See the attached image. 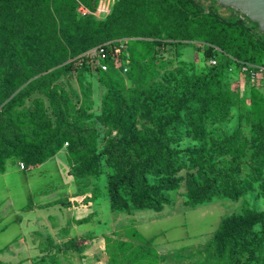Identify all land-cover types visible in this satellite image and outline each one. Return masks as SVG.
I'll return each mask as SVG.
<instances>
[{
    "label": "rangeland",
    "instance_id": "rangeland-1",
    "mask_svg": "<svg viewBox=\"0 0 264 264\" xmlns=\"http://www.w3.org/2000/svg\"><path fill=\"white\" fill-rule=\"evenodd\" d=\"M132 1L112 0L110 16L93 15V19H87L78 17L75 10L70 9V1L50 0L48 7L58 18L59 13L68 14L58 21V28H52V21L45 20V28L41 26V31L30 35L28 50L21 49L15 59L19 64L18 73L23 72L29 79L15 93L29 81L62 69L74 54V47L88 39V36L83 39L82 31L101 36L104 23L114 19L117 21L111 29L117 35L136 38L138 34H153L159 36L156 37L159 40L181 34L183 27H187V38L191 33L199 36L204 25L209 27V37L216 35L233 49L249 54V58L264 60V50L255 51L261 37L259 30L235 8H232V18H228L232 26H219L197 18L193 21L175 18L156 1L140 5L135 14L130 11ZM170 33L173 35L169 36ZM191 40L198 41V38ZM154 48L138 46L131 50L135 66L130 74L131 60L122 76L108 77L100 72L85 71L62 73L44 90L37 88L19 99L8 112L4 105L9 99L5 98V89L0 91V119L7 115L18 117L12 122L25 132L20 136L24 146L37 145L56 130L67 132L70 141L40 168L20 169L25 162L18 155L7 160L9 172L6 178L0 177V216L10 214L0 222V228L15 218L11 205L4 204L8 198L3 184L6 180L14 206L24 217L22 228L30 242L4 247L9 238L19 240L13 237L17 228L12 224L0 230V247L6 249L0 252V264H17L19 260L22 261L19 264H133L131 251L143 242L137 223L142 234L155 238L156 251L144 258V263L137 264L151 261L156 264H245L258 257L257 263L264 264V249L262 253L256 251L254 256L246 247H239L237 251L236 246L228 247L221 257L216 249L217 233L214 234L223 217L249 220L260 217L255 212L264 213V163L260 165L261 180L254 181L253 176L246 174L247 167L251 163L255 165L250 156L257 148L259 134L264 132V96L254 95L247 79L232 66L221 77L201 86L200 80L209 70L204 50L198 44L191 42L180 47L172 57L173 62H169L170 56L166 55V59L162 58L164 64L154 60ZM157 57L160 58L158 54ZM42 68L45 70L41 71ZM46 89L54 93L60 111L51 106ZM192 90L201 92L199 101L193 97L187 100ZM189 105L193 109L201 108V122L216 119L201 137L206 154H217L223 146L226 153L211 163L204 161L200 172L198 168L188 167L171 177L148 172L145 179L139 175L137 181L121 189L122 198L133 209L134 198L140 196L148 184L160 186L168 180L179 179L176 189L165 192L170 203L160 213L152 209H143L142 213H137L136 209L127 212L113 207L110 186L136 164L140 174L147 160L160 151L159 147L142 150L141 141L170 139L169 146L185 155L200 145L196 134L160 131L161 124L169 122L176 107H183L181 112L184 113ZM31 123L36 128L34 131L29 130ZM173 137L181 139L175 141ZM128 140L136 147L126 148L124 143ZM26 151L29 149L22 147L18 154ZM123 151L129 153L124 165L119 164ZM258 155L264 159V143L258 148ZM240 160H244V164L237 178L242 181L248 178L252 189L237 199L221 195L196 208L185 205L190 177L201 186L212 184L220 170L231 169ZM221 182L224 181L217 184ZM260 218L262 221L254 228L259 236L264 230V217ZM29 226L30 235L27 234ZM39 247L46 248L43 254L36 253ZM38 255L39 260L34 258ZM26 259L29 261L25 262Z\"/></svg>",
    "mask_w": 264,
    "mask_h": 264
},
{
    "label": "trees",
    "instance_id": "trees-1",
    "mask_svg": "<svg viewBox=\"0 0 264 264\" xmlns=\"http://www.w3.org/2000/svg\"><path fill=\"white\" fill-rule=\"evenodd\" d=\"M68 1H70V9L75 10L76 13L78 0ZM80 1L88 7L93 8L99 0ZM150 1L158 2L162 7H165L168 11L172 12L175 18H183L185 21H193L197 18L208 23L212 21L219 26H232L230 19H228L232 18V8H229L228 11L220 10V8L223 7L219 6L220 8H217L218 3L215 0H133L130 11L136 14L140 5H146V3ZM49 3L50 0H0V91L5 89V98L9 99L4 105V107L6 106V112H8L10 107L14 106L19 99H22L26 95L32 93L35 89L39 88L44 90L47 88L62 73H72L74 71L87 72L85 69L77 67L71 63L69 61L70 57L76 56L91 47L107 41L127 39L126 51L123 52L122 56L126 64L131 60L129 74L133 72L135 66L134 58L131 52L134 47H155L153 54L155 58L154 60H156L159 64H164L162 58H165L166 55L168 56L169 54V59L171 60L168 61L173 62L174 59H172V57L175 56L180 47L191 42L194 45L198 44L204 50L206 67L209 70V72L202 77V80H200L201 86H204L212 79L221 77L224 71L230 66L239 72L237 60L264 64V60L249 58V54L246 55V53H242L240 49H233L229 44L223 42L219 37H216V35L209 37V27H205L204 25H201L203 29L201 30V34L199 36H195L194 33H191V36L189 37L190 39L187 38L185 36V33L188 31L187 27H183L181 34L174 35L173 37H167L168 39L164 38L159 40L156 38L159 36L153 34H138V37L136 38H131V35H117L111 29L112 24L117 21L114 19L104 23L105 28L101 33V36L89 34L88 30L82 31V33H84L82 35L83 39L85 40L87 36L88 39L81 42L80 45L74 47V54L67 59L68 62L66 61V64L62 69L48 72L39 78L29 81L20 91L15 93V90L29 79V77L22 74L23 72L20 74L18 73L17 68L19 64L16 63L15 59H18V55L21 54V49H25L26 51L28 50L27 43L30 42V35L41 31V26L45 28V20H51L53 23L52 28H58V21L64 20L68 14L59 13L58 18L56 14L53 13V9L48 7ZM110 15L111 13L108 16ZM93 18V15L87 16V19ZM244 18L252 22L248 17ZM253 24L258 29L257 24ZM47 28L49 30L51 29L49 26ZM260 34V41L257 42V50H255L257 53L260 52L261 49L264 50V40L262 39L261 32ZM172 35L173 33L169 34V36ZM192 38H198V41H192ZM40 48L43 50V46ZM250 51H252V49ZM157 54L160 58L157 57ZM210 58H215L217 63L215 65L210 64ZM43 70L45 69L42 68L41 71ZM98 72L107 75L108 77L116 75L122 76L121 74L123 73L114 67H110L107 71L101 70ZM246 79L250 84L251 89H253L254 95L258 94L260 96H264V89L252 84L248 78ZM199 93L201 92L192 90L191 96H187V100L193 97L199 101ZM46 94L51 99V106L58 110L59 106L55 100L54 93L46 89ZM182 108L183 107H176L175 110H173V116L169 119V122L161 124L160 131H170L172 133L179 132L185 133V135L196 134L198 140L201 142L200 145L193 150H189L187 155H185V153H181L169 146L170 139L156 138L145 143L141 141L140 145L142 150L144 149L145 151H148L153 147H159L160 151L155 152V154L147 160V162L142 166V172H140V174L138 173V167L136 164L130 169V171H128L129 173L127 172L124 174L119 181L110 186L113 207L127 212L134 209H153L155 211H162L165 208V205L170 203L169 196H167L165 192L167 190L176 189L178 187L179 179L172 181L168 180L160 186H150L148 184L145 190H142L141 195L134 198L136 205L133 209H131L122 198L121 189L124 185H131L132 182L137 181L139 175L141 178L145 179L146 173L148 172L153 175L167 174L170 177L175 176L177 172L187 167L198 168V172H200L201 164L204 161L211 163L226 153L225 146H223L222 149L218 150L217 154H206L204 144L205 141L204 139L201 141V137L206 135L207 130L213 126L216 119L201 122L200 107L193 109L191 108V105H189L184 113L181 112ZM15 119H18V117H12L11 115H7L5 118L0 119V173L6 171L7 160L15 155H18L19 157L22 156L25 162L24 167L29 168L31 166H37L44 163L48 158L54 156L59 150H61L65 144H70V141L67 140L69 138L68 133L56 130L52 136L47 137L39 144L33 146L26 144V146H24L20 136H24L25 132H22L17 127L18 125L12 122ZM35 129L34 124L31 123L29 125V130L34 131ZM173 139L176 141L181 138L173 137ZM262 143H264V132L263 134H259V140L256 144L257 148L254 150L252 156H250L252 157L253 162H255V165L251 163V166L247 167L246 171L248 176H253L254 181L261 180L260 175L262 173V167L260 165L264 163V159H260V156L258 155V148L261 147ZM124 146L126 148L136 147L134 142L131 140L125 142ZM22 147L25 149L28 148L29 151L20 155L18 154V150ZM230 147L228 149H230ZM128 155L129 153L123 151L120 155L121 158L119 160V164L124 165L126 157H129ZM111 157L114 159L113 156ZM242 164H244V160L236 162L231 169L228 168L220 170L217 176L213 179L212 184L206 186H201V183L190 177L192 181H189V194L185 205L190 206L191 208H196L204 203H211L215 196L221 195L237 199L242 194L252 189V182H249L248 178H245L244 181L237 178V175L242 173ZM189 176H192V174H189ZM199 177L201 178V175ZM196 178H198V176H196ZM232 178L233 181L230 182ZM217 181L224 182H221L222 184H217ZM255 214L260 217H264L263 212H255ZM260 217L251 218L249 220L243 218L238 220L237 216L223 217L219 226L214 231V234L215 232L217 233L216 249L219 252V255L224 257L228 247L235 246L237 247L235 248L236 251L239 247L251 249L250 251L254 256L256 255V251L262 253L264 249V230L261 231L262 235L259 236L254 229L255 225L262 221ZM137 232L139 231L137 230ZM139 236L143 242L131 251L132 254L130 257L133 264L144 263V258L152 256L156 252L153 247L154 238H145L140 232ZM45 250L39 254H43ZM38 257L39 255L34 258L39 260L40 258ZM258 259L259 257L252 263L246 262L245 264H259L261 262L257 263ZM33 262L35 261H32V263ZM146 264H156V261H151Z\"/></svg>",
    "mask_w": 264,
    "mask_h": 264
},
{
    "label": "built area",
    "instance_id": "built-area-1",
    "mask_svg": "<svg viewBox=\"0 0 264 264\" xmlns=\"http://www.w3.org/2000/svg\"><path fill=\"white\" fill-rule=\"evenodd\" d=\"M112 8V0H99L93 8L78 0L76 14L78 17L108 16ZM126 43L127 39L107 41L71 57L69 61L87 72L107 71L110 67L126 72L128 68L122 56L123 52L126 51ZM209 63L215 65L217 60L210 58ZM237 65L239 72L248 78L252 84L264 89V64L237 60Z\"/></svg>",
    "mask_w": 264,
    "mask_h": 264
},
{
    "label": "crops",
    "instance_id": "crops-1",
    "mask_svg": "<svg viewBox=\"0 0 264 264\" xmlns=\"http://www.w3.org/2000/svg\"><path fill=\"white\" fill-rule=\"evenodd\" d=\"M44 163H42V164H39V165H37V166H34V167H36V168H40L42 165H43ZM21 165V164H20ZM23 166V165H22ZM20 169H22V170H25V169H27V168H25L24 166L21 168L20 167ZM8 172H9V170H8V167H7V169H6V171L5 172H3V173H0V177H3V178H6V175L8 174ZM3 184H4V187H5V189H4V191H5V193H7V195H8V198H7V200H5L4 201V204H6V205H8V206H10L11 205V210H12V212H13V214H14V216H15V218L13 217V219L11 218V221L10 222H8L5 226H2L1 228H0V230H5V229H7L8 227H9V225H12V224H14L15 225V227L17 228V233H13L14 235H13V237H18V239L19 240H16V241H14V239H12V238H9V239H7V244L4 246V247H7V248H9V245L11 244V243H15V244H17V245H22V243L23 242H25V241H27V242H30L29 241V238L27 237V235L25 234L26 233V230L24 231L23 230V228L22 227H24V224H25V222H24V217H23V215H20V211H19V209H17V208H15V204H14V200H13V197L11 196V187L9 186V183L6 181V180H3ZM27 189L29 190V184H27ZM25 207V206H24ZM26 208H27V206H26ZM38 209H40V208H38ZM22 210H23V208H22ZM153 210V209H152ZM164 210V209H163ZM162 210V211H163ZM142 211H143V209H141V210H137V213L138 212H140V213H142ZM162 211H156V213H160V212H162ZM139 213V214H140ZM1 214V213H0ZM6 214H10V213H5V214H3V215H1L0 216V222H3V220L5 219V217H6ZM154 215H156V214H154ZM164 215V214H163ZM25 221H27V223H29V218H26V220ZM220 224V223H219ZM23 225V226H22ZM137 225V230L139 231V226H140V224H136ZM219 226V225H218ZM28 227V226H27ZM29 229H30V226H29V228H28V235H30V231H29ZM217 229V228H216ZM215 229V230H216ZM140 233H141V231H139ZM142 234V233H141ZM143 235V237H145V238H149V239H153L154 237H146L144 234H142ZM22 240V241H21ZM154 240H155V238H154ZM153 240V241H154ZM39 246V245H38ZM37 246V247H38ZM3 246L2 247H0V252L1 251H6V249H3L4 248ZM45 250V247H39V249L37 250V254H39V253H41L42 251H44ZM29 260L31 259V258H28ZM28 259H26V261L25 262H28L29 260ZM20 262H22L21 260H19L18 262H17V264H19Z\"/></svg>",
    "mask_w": 264,
    "mask_h": 264
},
{
    "label": "water",
    "instance_id": "water-1",
    "mask_svg": "<svg viewBox=\"0 0 264 264\" xmlns=\"http://www.w3.org/2000/svg\"><path fill=\"white\" fill-rule=\"evenodd\" d=\"M223 8H235L244 17H248L257 24L261 33H264V0H215Z\"/></svg>",
    "mask_w": 264,
    "mask_h": 264
}]
</instances>
